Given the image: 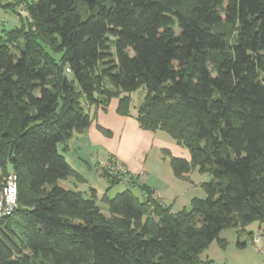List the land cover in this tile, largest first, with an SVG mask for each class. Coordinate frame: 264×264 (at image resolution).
Here are the masks:
<instances>
[{
  "label": "trees",
  "instance_id": "trees-1",
  "mask_svg": "<svg viewBox=\"0 0 264 264\" xmlns=\"http://www.w3.org/2000/svg\"><path fill=\"white\" fill-rule=\"evenodd\" d=\"M0 8L28 24L0 36V159L18 175V207L0 224V264H207L201 254L224 228L264 226V0ZM141 87L147 95L133 115ZM115 98L119 115L189 151L190 161L165 154L178 179L195 169L211 176L206 199L173 213L123 165L98 170L111 187L138 186L143 200L130 189L99 200L93 189L87 198L60 186L85 181L59 146Z\"/></svg>",
  "mask_w": 264,
  "mask_h": 264
},
{
  "label": "crops",
  "instance_id": "crops-1",
  "mask_svg": "<svg viewBox=\"0 0 264 264\" xmlns=\"http://www.w3.org/2000/svg\"><path fill=\"white\" fill-rule=\"evenodd\" d=\"M118 104L119 100L115 98L112 99L106 110L98 109L96 111L95 108H92L90 110V115L94 118L92 125L83 133L74 136L67 149L65 146L61 145L62 153L60 152V154L85 182H87V179L83 176V173L77 169L76 164H83L89 172L94 171L96 175L106 181L107 189L102 195L99 194L95 188H92L96 191L99 200L105 195H109L110 191L122 182L127 184L128 187H138L132 184L130 185L125 181H122L113 187L110 186L108 179L100 175L98 168L105 167L113 160L119 165L125 166L126 171H128V174L131 177H134L137 184L149 187L154 191L155 197L168 206L163 201L161 193L168 187L167 184L170 183L172 176L167 181L162 180V175L158 174L161 172V168L158 164L162 161L165 164L168 163L165 151H168L171 155H174V157L185 160H191V156H188V154L183 151L176 154L173 150L171 152L170 150L165 149L163 147L164 143L158 134L142 130L134 117H124L119 115L117 112ZM113 113H115L117 117ZM102 130L110 132V135H106ZM130 150H132L133 153L132 159L127 156V152ZM161 153H164L165 156ZM151 154L152 157L150 158ZM153 157H155L156 160H152ZM166 169L168 172L170 171L168 167H166ZM151 173L159 175L161 178L159 184L148 182V180L152 178ZM185 179H187V176ZM252 237L251 244L253 243ZM238 245L240 249L228 254L225 257L224 264H264V258H260L258 254H251L247 251L248 248L246 242L242 243L241 239H239ZM242 248L244 250H242Z\"/></svg>",
  "mask_w": 264,
  "mask_h": 264
},
{
  "label": "rangeland",
  "instance_id": "rangeland-1",
  "mask_svg": "<svg viewBox=\"0 0 264 264\" xmlns=\"http://www.w3.org/2000/svg\"><path fill=\"white\" fill-rule=\"evenodd\" d=\"M7 4H13L15 0H8ZM32 1H39V0H32ZM16 9L18 10V13L21 10L26 11V9L23 6H17ZM21 14V13H20ZM25 14V13H24ZM22 15V14H21ZM24 18L27 15H22ZM14 29H28V24L26 19H22L16 11L13 10H6L0 8V36H5L8 31L14 30ZM113 52H115V48H113ZM147 95V90L145 87H141L138 90L134 91L131 94L132 104H131V112L133 115H137L138 107L140 104L144 101L145 97ZM116 103V101H115ZM116 117L117 115L113 113ZM158 136L161 138V140L164 143V148L168 149L172 152L175 151L176 154H178L180 151L186 152V154L189 155V151L179 146L176 142H174L169 136H167L165 133L160 132L158 133ZM59 150L62 153L61 145L59 146ZM163 156H165L164 153H161ZM127 156L132 159L133 153L132 150L127 152ZM174 156V155H172ZM152 157V154L150 155V158ZM168 158V163L165 164L163 161L158 162V166L161 168V172L158 174L162 175V180L167 181L170 179V183H168V187L163 190L161 193V196L163 198V201L168 205L172 207L173 213H179L186 209L187 211L191 210V201L194 198L199 199H206L207 194L205 190L203 189V184L207 183L211 180V176L208 174H201L198 169L193 170L190 174L187 175V179L181 180L174 176L173 169L171 166V158L170 156H166ZM69 158V157H68ZM152 160H156L155 157L152 158ZM170 160V161H169ZM190 161V159L188 160ZM119 165V164H118ZM76 167L79 171L83 173V176L87 179V182L84 184H80L76 182L74 178H69L68 180L61 181L59 184L65 189L76 191V192H82L85 197H90L91 195V189L95 188L99 194H103L107 189V183L106 181L96 175L94 171L89 172L87 168L83 164H76ZM105 167L111 168L114 170H122V167L114 166L113 162L108 163ZM165 167V168H164ZM166 167L169 168V172L166 169ZM126 171L125 167L123 168ZM152 178L148 180L149 183H158L161 181V178L158 174L151 173ZM170 174V175H169ZM128 184L129 181L124 180ZM144 182V181H143ZM130 189L138 198L142 199L143 194L141 190L138 187H128L127 184L121 183L118 186H115L109 193V198H114L117 194L124 192L125 190ZM98 205L103 208V212L105 215H109L108 208L103 203L99 202ZM261 227V228H260ZM246 231H239L235 227H226L222 230L220 234V240H215L202 254L201 259L206 262L207 264H224L225 257L228 254H231L233 252H236L239 250L238 241L241 239L242 243H247V251L251 254H258L260 258H263V256L258 251L257 247L252 243L251 244V236L249 233L253 234H259L262 233L264 230V226H261V224L257 221L251 223L249 226L245 228ZM223 241V244L220 242ZM242 250H244L242 248ZM262 256V257H261ZM263 260V259H262Z\"/></svg>",
  "mask_w": 264,
  "mask_h": 264
},
{
  "label": "built area",
  "instance_id": "built-area-1",
  "mask_svg": "<svg viewBox=\"0 0 264 264\" xmlns=\"http://www.w3.org/2000/svg\"><path fill=\"white\" fill-rule=\"evenodd\" d=\"M8 2L10 1L0 0V5L7 4ZM19 13L28 17V13L24 10H21ZM17 207L18 175L9 162L3 164L0 159V224L5 218L12 215ZM252 242L264 258V235L262 233L253 235Z\"/></svg>",
  "mask_w": 264,
  "mask_h": 264
}]
</instances>
